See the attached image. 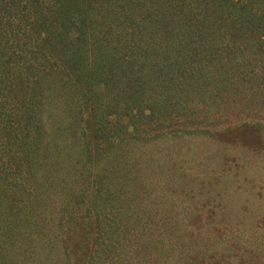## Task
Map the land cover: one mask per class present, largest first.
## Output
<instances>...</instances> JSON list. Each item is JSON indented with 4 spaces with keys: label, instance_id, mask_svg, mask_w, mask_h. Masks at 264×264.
Here are the masks:
<instances>
[{
    "label": "trees",
    "instance_id": "16d2710c",
    "mask_svg": "<svg viewBox=\"0 0 264 264\" xmlns=\"http://www.w3.org/2000/svg\"><path fill=\"white\" fill-rule=\"evenodd\" d=\"M234 4V0H140L144 16L148 15L141 22L144 16L137 12L122 19L125 9L137 8L135 0H0V156L8 147L16 165L24 162L32 170L28 174L35 176V164L29 165L25 149L43 144L49 152L42 122L45 102H36L34 89L41 79L47 93L62 97L61 118L53 127L69 150L58 160L49 155L47 161L35 162L49 165L45 173L52 175V166L63 162L56 167L62 171L55 174L65 175L63 182L52 176L45 187L59 193L55 199L49 197L44 213L36 215L42 222L35 228L41 237L12 230L25 235L23 242L17 238L14 250L26 249L20 246L26 242H40L44 261H53L55 253L61 264H141L144 258L151 264L147 246L164 248L166 241L171 244L178 241L176 235L183 236L169 226L186 221L167 208L171 194L164 184L152 180L150 174H158L159 163L144 152L147 131H137V126L145 118L162 117L166 125H180L186 133L202 136L205 130L206 136L214 137L220 130L234 131L242 125L244 132L253 127L249 132L260 139L264 0H240L239 9ZM239 79L248 84L242 94L246 100L235 99L232 104L237 105L227 111L229 84ZM72 86L79 106L63 97ZM206 111L211 113L208 119L201 117ZM237 115L242 117L236 124ZM248 116L258 121L250 123ZM254 139L236 144L237 157L251 150ZM263 162L262 158V169ZM218 168L196 169L211 178L219 171L228 175ZM223 172L215 177L221 186L230 179ZM1 174L9 178L8 172ZM32 221L27 224L34 228ZM8 224L3 220L1 235L11 230ZM59 240L61 248L55 252L52 242ZM11 245L14 242L9 252ZM225 245L219 252L220 264L264 260L260 247L252 253ZM189 254L183 252V258ZM208 256L213 255L199 253L204 261Z\"/></svg>",
    "mask_w": 264,
    "mask_h": 264
},
{
    "label": "rangeland",
    "instance_id": "374dc122",
    "mask_svg": "<svg viewBox=\"0 0 264 264\" xmlns=\"http://www.w3.org/2000/svg\"><path fill=\"white\" fill-rule=\"evenodd\" d=\"M135 1L137 8L126 7L127 9L124 10L122 19L130 18L136 12L139 15L142 13L143 16L146 14L145 9L143 10L140 5V0ZM234 1V5L239 9L240 0ZM199 4L204 5L203 1H199ZM229 7L232 8L231 6ZM147 16L142 17L141 22L147 20ZM105 53L107 54V52ZM81 84V82L78 83V85ZM83 85L85 86V84ZM229 86L232 96L228 95L227 111H229V107L237 105L236 102L232 104L233 101L240 98H243L244 101L246 100L242 94H245L244 87L247 88L248 84L239 79V83L236 81L235 83H230ZM34 89L37 92L36 102H45L42 122L47 129L44 134L48 140L49 152L47 153L43 144L34 145L29 151L27 148L25 149V152L29 155V165L31 163L35 164L36 177L28 174L27 171L32 172V170L31 168L28 170L29 167L27 168L24 162H21V166L16 165L15 159L11 158L12 152L7 149L8 147L0 156V230L3 229L1 228L3 227V220L4 222L8 221V226L11 228L9 233L8 230L3 231L7 235L0 234V264H61L56 260L55 253L52 254L53 261L43 260L46 252L43 251L40 242L30 245L26 242L25 246L20 245L26 249L14 250L17 247V238L23 242L25 235L12 233V230L28 231L27 233H31L33 236H36V234L38 236L41 235L35 229L42 224L36 215L44 213L46 201L50 200L49 197L54 196L53 199H55L59 193L55 187H50V189H45V187L46 185L49 186L48 180L52 176L55 179L60 177L63 182L65 175L64 172L63 176L55 174L58 170L62 171L63 167H58V169L56 167L63 165V162H58L57 165L52 166L53 175L45 173L49 169V165L45 164V166L43 165L44 163L36 164L35 162L41 159H43L42 161H47L49 155L52 159L58 160L56 158L59 157L60 159L62 152L65 150L66 152L69 151L63 144L64 141L62 142L59 136L60 133L53 127L54 123H59L57 118H61L58 106L60 104V106H63L64 104L62 97L60 94L55 96L53 91L52 95L47 93L42 79L35 83ZM75 92L76 90L72 86L69 88L67 95L63 97L68 98V103L71 101L72 105L79 106L81 101L73 99L76 97L74 95ZM20 95L23 96L22 93ZM232 97L233 100H231ZM220 108L223 110L222 105ZM207 111L201 114L202 118L206 116L208 119L211 113H207ZM241 117V115L234 116L233 121H236V124L241 123ZM247 120L250 123L258 121L256 118L251 119L249 116ZM249 130L244 132L242 125H240L235 127L234 131L223 132L220 130L216 132L214 137L206 136L205 130L200 132L202 136H195L186 133L180 128V125H166L162 117H154L152 121L149 118H145L137 126V131H147L145 133H147L148 145H143V148L147 147L148 151L144 152L149 153L151 158L155 159L153 160L154 163H159L156 166L157 170H155L158 174H150L153 177L152 180L155 181L154 183L158 181L160 185L164 184L163 188H165V191L171 194L169 195L171 196L169 198L170 206L167 203V208L172 213H179L182 216V220L186 221H183L184 223L169 224L171 229H174L178 234H183L182 237L176 235L178 236L177 242L170 244L169 241H166L164 243L165 249L160 245L153 247V244L146 247V249L150 250L148 258L152 260L151 264H220L222 261L219 252L223 251L225 244L236 248L240 246L243 250H248L252 253L253 251L256 252V247H260L261 253H264V178H262V172L264 176V168L262 169V158L264 159V140L262 136L264 137V132L260 134V139H257L254 135H258V133L249 132ZM179 132L184 135L183 139L180 138ZM252 139L254 141L251 144V150L244 152V157L242 155L237 157V153L233 151L237 145H242L244 140L252 141ZM54 145H58L57 150ZM253 147H256V150ZM7 151H9V155L6 153ZM35 151L38 155H33ZM204 165H215L217 167L216 171H218V167L224 168L228 175L224 174L223 171H219L218 176L223 172L224 176L230 178V181L228 180V183L221 186L220 180L217 181L215 179V177H218V172H215L212 178L208 175L206 176L205 173L204 175L198 173L197 169L204 167ZM17 167L18 170L16 172L14 169ZM3 171L8 172L9 178L1 174L4 173ZM12 181H15L18 185L12 187ZM133 181L134 178H131L129 183ZM146 184L148 185V181H146ZM188 204L192 206L191 210H189ZM182 206L185 207V210ZM215 211L216 214H214ZM189 215L193 216L187 217ZM222 218L225 221L224 223L221 222ZM31 219L36 224L34 228L27 224ZM213 220L215 222H212ZM195 221H198L200 227L195 225ZM194 228H201V232ZM151 229L146 226V232L149 234L153 231ZM180 231L182 232L180 233ZM165 232H168L167 228ZM176 236H174L172 241H175ZM203 241H205L204 245ZM11 242H14V245L10 246L11 251L9 252L8 246ZM60 242V240L59 242H52L55 252L61 248L62 242L61 244ZM167 249L169 251H166ZM183 252H188L190 253L189 255H192L183 258ZM199 253H207L213 256H208L204 261L199 258ZM252 253L249 255H252ZM179 254L180 256H178ZM152 255H156V257ZM232 258L234 259V257ZM260 260L259 262L262 264L263 257ZM248 262L258 261L250 260ZM139 263L147 264V259L144 258Z\"/></svg>",
    "mask_w": 264,
    "mask_h": 264
}]
</instances>
